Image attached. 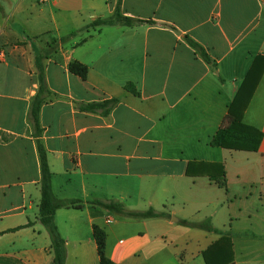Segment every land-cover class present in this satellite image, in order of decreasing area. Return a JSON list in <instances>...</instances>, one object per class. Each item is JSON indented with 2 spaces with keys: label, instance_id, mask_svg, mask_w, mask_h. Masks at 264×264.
<instances>
[{
  "label": "crops",
  "instance_id": "obj_1",
  "mask_svg": "<svg viewBox=\"0 0 264 264\" xmlns=\"http://www.w3.org/2000/svg\"><path fill=\"white\" fill-rule=\"evenodd\" d=\"M118 1L0 0V264L53 259L29 118L40 53L51 97L39 122L53 192L85 202L55 214L65 264H101L94 225L107 234L113 264H205L202 252L220 233L232 237L234 264H264V137L256 152L210 144L264 56V0H121L123 15L157 24L86 28ZM74 60L89 67L86 80L69 71ZM111 98L119 103L108 116L76 108ZM243 121L264 134V73ZM190 162L205 165L189 175ZM107 199L170 217L137 220L87 203ZM206 218L219 233L180 224Z\"/></svg>",
  "mask_w": 264,
  "mask_h": 264
},
{
  "label": "trees",
  "instance_id": "obj_2",
  "mask_svg": "<svg viewBox=\"0 0 264 264\" xmlns=\"http://www.w3.org/2000/svg\"><path fill=\"white\" fill-rule=\"evenodd\" d=\"M121 0L118 1V6L115 12L106 18H97L90 23L86 28H97L105 25L121 24L123 26L133 27L140 25H155L157 22L153 19H141L122 14ZM165 26L175 29L172 25L165 24ZM74 33L67 37H63L61 42L68 40ZM188 44L198 52L205 61L210 62L208 54L204 48L188 35L183 36ZM54 48V47H52ZM40 57L37 60L38 79L40 90L35 97L30 111V122L33 126V135L36 137L37 147L39 152V159L41 164V202L39 206V220L46 227L51 237V251L53 259L51 264H65L66 261V241L61 236L58 227L55 223V214L61 208H83L85 202L81 199L58 198L53 192L52 178L53 174L50 169L47 150L42 140V128L39 122V112L43 104L49 102L51 93L47 87L44 76V66ZM69 71L86 80L89 74V67L77 60L70 62ZM264 73V56L256 57L250 71L248 72L244 82L235 95L232 103L229 105L228 113L224 124L217 130L212 137L210 144L214 147L228 148L234 150L258 151L262 143L263 132L243 121L245 111L251 101V98L260 82ZM126 90L139 96L133 83H128ZM119 103L118 98L106 99L103 101H94L89 103H77L76 108L81 112L97 113L102 116H108L113 108ZM205 165V163L190 162L187 173L189 175L197 174L193 170L194 165ZM221 167V166H220ZM204 169L201 173H203ZM223 172V170L221 171ZM88 204L102 207L111 213L118 216L133 218L137 220L170 217L166 212H160L154 208L147 210H130L123 202L117 199L107 200H93L88 201ZM29 222L27 225H31ZM180 224L190 228L204 230L206 232L219 233L214 228L211 218H206L201 221L181 220ZM93 235L97 243L98 255L101 264H113L106 256V240L107 234L105 230L97 225L93 227ZM205 264H234V249L232 237L228 234L220 233V237L206 250L202 252Z\"/></svg>",
  "mask_w": 264,
  "mask_h": 264
},
{
  "label": "built area",
  "instance_id": "obj_3",
  "mask_svg": "<svg viewBox=\"0 0 264 264\" xmlns=\"http://www.w3.org/2000/svg\"><path fill=\"white\" fill-rule=\"evenodd\" d=\"M46 1L47 0H39L40 3H44ZM4 58H5V53L2 50H0V61L4 60Z\"/></svg>",
  "mask_w": 264,
  "mask_h": 264
},
{
  "label": "rangeland",
  "instance_id": "obj_4",
  "mask_svg": "<svg viewBox=\"0 0 264 264\" xmlns=\"http://www.w3.org/2000/svg\"><path fill=\"white\" fill-rule=\"evenodd\" d=\"M42 54H43V53H40V56H39V57L42 58V56H43ZM174 216L177 218L176 215H174ZM195 262L198 263V264H204L202 257H200V258H199L198 260H196ZM190 264H193V263L191 262Z\"/></svg>",
  "mask_w": 264,
  "mask_h": 264
},
{
  "label": "water",
  "instance_id": "obj_5",
  "mask_svg": "<svg viewBox=\"0 0 264 264\" xmlns=\"http://www.w3.org/2000/svg\"><path fill=\"white\" fill-rule=\"evenodd\" d=\"M173 221H175V222H178L179 221V219L178 218H176L175 216L173 217Z\"/></svg>",
  "mask_w": 264,
  "mask_h": 264
}]
</instances>
